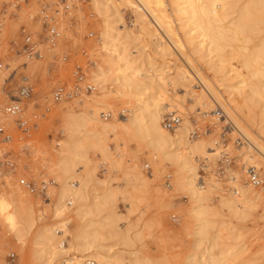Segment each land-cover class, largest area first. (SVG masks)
I'll return each mask as SVG.
<instances>
[{
  "label": "rangeland",
  "instance_id": "374dc122",
  "mask_svg": "<svg viewBox=\"0 0 264 264\" xmlns=\"http://www.w3.org/2000/svg\"><path fill=\"white\" fill-rule=\"evenodd\" d=\"M237 1L226 23L247 0ZM186 25L176 22L185 53L215 90H224L222 76L227 78L223 84L247 95L248 84L256 86L248 104L251 119L243 126L264 143V85L255 82L256 77L242 83L243 75L235 77L228 70L230 64L237 66L229 56L232 46L224 47L222 56L229 65L223 68L216 52L209 51L201 37L193 40L194 30ZM52 26L59 32L53 40L48 32ZM262 26L259 36L249 35L250 48L264 40ZM106 33L109 51L102 47ZM150 38L124 0H0V127L5 130L0 132V211L6 206L4 211L13 213L17 223L9 226L0 212V264H63L73 256L92 264H264L263 167L257 169L261 184L253 186L245 173L252 164L240 152L251 148L250 155L263 164L264 159L247 146L216 103L203 110L195 105L191 92L202 88L195 71L177 58V50L174 56L158 52ZM29 46L37 55H28ZM170 62L185 65L192 77L176 79ZM123 68L127 74L139 72L126 89L116 81ZM98 71H108L101 85L94 82ZM22 87L29 94L20 103L19 117H8L4 110L10 96H17ZM60 87L72 95L56 101L54 92ZM159 94L176 98L184 110L167 109L168 100L157 106ZM158 109L162 125L185 112L188 128L182 136L202 154L195 153L182 165V159L174 157L177 135L156 148L151 141L157 133L141 139L135 135L133 121L150 127L148 113ZM86 136H92L93 145L88 140L87 146L77 147ZM82 152L89 162L83 167L78 158ZM193 165L198 188L204 189L211 178L219 183L204 202L210 223L202 235L197 234L195 213L204 205L185 184ZM238 173L244 178L237 179ZM21 179L33 183L35 190L26 189ZM233 181L261 188V195L232 212L221 202L230 197ZM108 192L113 197L105 207ZM111 219L115 229L104 230L102 224ZM49 233L63 238V250L54 242L41 244L42 235Z\"/></svg>",
  "mask_w": 264,
  "mask_h": 264
},
{
  "label": "bare ground",
  "instance_id": "6f19581e",
  "mask_svg": "<svg viewBox=\"0 0 264 264\" xmlns=\"http://www.w3.org/2000/svg\"><path fill=\"white\" fill-rule=\"evenodd\" d=\"M128 4H130L135 13L137 14V18L141 20L142 27L148 34L150 35V39L152 45L155 47L158 52L161 54H167L170 56H174V53L177 50L180 53V57L183 58L186 63V67L192 68L195 71V75L201 85V89L199 91L191 92L193 97V101L195 105L199 106L200 110L208 109L212 106V101L216 103L221 112H223L226 119H229L233 128L241 134V136L247 141L252 149H254L261 158L264 159V143H259L252 134L244 127L245 121H250L251 119V111L248 106L249 101L252 100L253 96L257 94L256 86L253 84H248V81L253 77H256V80H259L262 85H264V65L261 63L264 61V40L261 39L258 45H253V47L248 46V42L250 41V36L258 35L260 29H258V25L262 24L264 26V0H245L242 7H239V12L237 11V15L234 18L230 19L229 23H226L225 20L229 18L231 12L233 13L237 0H124ZM95 4H99V0H95ZM241 8V9H240ZM236 9V8H235ZM236 14V12H235ZM182 21L183 24H187L186 26L190 27V31L194 30L193 40L201 37L200 42L205 43L207 49L209 51H214L219 58V62L223 68H226L223 64L229 61L228 58L225 59L222 56L224 51V47L227 45L232 46V49L229 51V56L232 59L236 60L237 66L227 63L229 65L228 70L234 72V76L243 75L242 83L245 85H250V94L247 95L246 92H241V90L234 85H225L223 81H227V78L224 76L220 77V83H222V87L224 90L221 92L217 91L212 87L210 81L204 77L199 71H197L195 64L192 59L185 53V42L178 35L176 22ZM229 24V26H227ZM262 26V28H263ZM229 32L230 35H227ZM262 32V31H261ZM164 35V36H163ZM250 35V36H249ZM259 36V35H258ZM257 36V38H258ZM166 41H164L165 39ZM256 38V37H255ZM102 47L109 51V48L106 47L109 45L110 36L108 33L102 38ZM235 41L242 42V45L233 46L231 43ZM248 43V44H247ZM247 45V47L245 46ZM175 49V50H174ZM173 50V51H172ZM175 51V52H174ZM228 51V50H227ZM174 52V53H173ZM176 54V53H175ZM224 54V53H223ZM179 54H177L178 56ZM223 57V58H222ZM177 59V60H179ZM124 59H121L123 61ZM182 60V59H181ZM182 60V61H183ZM232 61V60H231ZM234 62V61H233ZM171 63V62H170ZM184 64V63H183ZM126 65L125 63L123 64ZM173 66L176 79L181 81H186L192 76L188 73V69L185 68V65H176L174 62L169 64ZM126 67V66H125ZM128 69V68H126ZM125 69V70H126ZM122 71L117 74L116 81L118 87L121 89H126L132 85V78H135L139 75L138 71H132L130 74L125 73L124 68ZM108 71H98L94 77V82L97 85H101L103 82V77L107 74ZM93 79V78H92ZM208 95V96H207ZM210 96V98H209ZM167 101V109L168 108H176L179 112L184 108L182 107L181 102H178L176 98L164 97L163 94H159L157 97V106H160L159 103ZM181 109V110H179ZM264 110V107H263ZM201 112V111H200ZM185 113V112H184ZM182 114L181 120H183L182 125L176 128L173 131H167L162 125V119L160 117V109H158L153 114H149V123L150 127L143 126L140 121H133L132 129L137 137L144 138L146 136H150L154 133H157V136H152L151 147L156 148L160 147L168 138L172 136H178L179 142L175 143L176 151H175V159H182L181 164H187L190 162V158L192 160V155H197L195 153H201V150L195 145H191L189 140H185L182 133L187 130L188 121L186 118V114ZM216 113V111H215ZM207 114V113H206ZM209 115V114H208ZM222 115V113H221ZM216 116V115H215ZM220 116V112L217 114ZM240 118V120H239ZM218 120V118H215ZM214 119V120H215ZM213 120V119H212ZM216 122V121H215ZM243 122V124L241 123ZM96 123L99 125L102 123L99 119L96 120ZM244 125V126H243ZM79 127V126H77ZM76 131V129H74ZM237 132H231L237 133ZM133 133V135H134ZM235 134H233L235 136ZM232 135V137H233ZM238 135V134H237ZM240 136V135H239ZM134 137V136H133ZM92 136L84 137L80 143H77V147H85L89 141L92 143ZM183 139L185 141H183ZM89 140V141H88ZM212 143H217L219 147L222 146L221 142L218 140H211ZM247 148V147H246ZM251 149V148H250ZM241 151V155H243L244 159L252 164L251 168L257 173V169L261 166L263 167V173L261 180H264V164L257 159L256 156L250 155L251 150ZM105 149L103 147L102 152L104 153ZM239 153V154H240ZM202 154V153H201ZM200 154V155H201ZM203 155L206 156L205 153ZM202 156V155H201ZM81 164L89 163L86 158V154L82 152L78 156ZM208 158V156L206 157ZM210 159V158H209ZM194 160V159H193ZM83 161V162H82ZM82 162V163H81ZM66 164V162L64 163ZM86 165V164H84ZM73 166V165H72ZM68 167V166H67ZM76 167V166H75ZM74 167V168H75ZM83 167V166H82ZM65 169V168H63ZM86 169V166L85 168ZM74 170V169H73ZM69 169L66 170V172ZM189 171H192L188 176V180L186 181V185L189 186V189L194 195L197 202H199L203 206V210L196 212L195 216L198 217V229L197 234H205L206 229L209 226V221L206 219V215L208 214L209 205L204 202L208 199V194L212 192V190L216 189L218 182L214 179H209L206 182L204 189L203 187L198 188L195 182L196 179V168L194 165L190 167ZM77 172V171H76ZM80 172V171H79ZM87 172V171H86ZM249 171L246 170L245 173ZM79 175V174H78ZM81 176V175H80ZM237 179L244 178L245 174H237ZM77 183L79 180L76 181ZM230 197H225L222 200V205H227L232 212H236L238 208H241L246 199L256 198L261 195V188L252 187V185L245 186L238 181H233V189ZM214 192V191H213ZM190 193V194H191ZM113 197L111 192L106 193L104 197V206L108 207L109 202ZM228 196V195H227ZM222 198V196L220 197ZM113 199V198H112ZM6 206L1 205V215L3 219L9 226L15 227L17 225L16 218L13 213L9 211H4ZM209 215V214H208ZM114 217V215H112ZM112 219L107 223L102 224V228L107 231H113L115 226H113ZM41 244L45 246L50 245L51 242H54L57 246L59 245L60 249H62L63 238L59 234H46L42 235ZM125 242V241H124ZM128 242V241H127ZM63 250V249H62ZM64 252V251H63ZM52 253H57L56 250L52 251ZM86 258V257H85ZM53 259V254H51L49 260ZM224 259V258H223ZM231 259V258H230ZM147 260V259H146ZM145 261V260H144ZM143 261V262H144ZM114 262V261H113ZM112 261L107 262L106 264H114ZM140 262V263H143ZM93 261L89 259H82V257H72L63 262V264H92ZM148 263V262H147ZM189 264H200L197 262H191ZM201 264H204L202 262ZM222 264V263H221ZM229 264V263H227Z\"/></svg>",
  "mask_w": 264,
  "mask_h": 264
},
{
  "label": "built area",
  "instance_id": "2783aa9c",
  "mask_svg": "<svg viewBox=\"0 0 264 264\" xmlns=\"http://www.w3.org/2000/svg\"><path fill=\"white\" fill-rule=\"evenodd\" d=\"M50 39L53 40L59 36V32L56 29L55 26H52L48 29ZM29 39H27L28 41ZM25 51L28 53L29 56L37 55V52H33V47L29 46L25 48ZM3 67L2 60L0 58V69ZM7 80V79H5ZM90 88V87H89ZM28 88L27 87H22L18 91L17 96H10L11 97V104L5 107V113L7 114L8 117H19V114L21 112L20 108V103L22 102V99L28 96ZM72 94L71 92H67L63 87L57 88L54 92V99L56 101H61L64 98L70 97ZM108 115L105 116L104 114V119H106ZM181 118L179 116H171L169 118H166L163 121V125L167 130H174L179 124H180ZM25 123L20 122V125L23 126ZM5 130L3 127H0V132L3 133ZM197 130H195L196 134ZM249 181L253 186H259L261 184L260 178L258 176V173H255V171L251 168L249 169ZM20 184L26 187L30 192H33L35 190V186L31 182H27L24 179L20 180Z\"/></svg>",
  "mask_w": 264,
  "mask_h": 264
}]
</instances>
